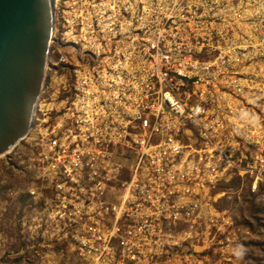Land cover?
Returning <instances> with one entry per match:
<instances>
[{
    "label": "built area",
    "instance_id": "1",
    "mask_svg": "<svg viewBox=\"0 0 264 264\" xmlns=\"http://www.w3.org/2000/svg\"><path fill=\"white\" fill-rule=\"evenodd\" d=\"M236 2L160 12L141 70L134 42L109 30L88 46L91 67H73L67 141L51 131V226L82 264H184V227L196 232L211 192L264 180V82L252 92L244 66L264 54L213 48L261 19L264 0Z\"/></svg>",
    "mask_w": 264,
    "mask_h": 264
},
{
    "label": "rangeland",
    "instance_id": "2",
    "mask_svg": "<svg viewBox=\"0 0 264 264\" xmlns=\"http://www.w3.org/2000/svg\"><path fill=\"white\" fill-rule=\"evenodd\" d=\"M192 1L203 0H54L52 41L32 129L0 157V264H82L73 242L51 226V204H58L51 182V131L66 140L73 67H91L88 46L103 49L97 35L109 30L134 42L137 67L143 69L140 59L162 26L160 12L172 8L178 13V6ZM260 18L242 29L249 39L213 44V48L264 54V9ZM72 40L77 46L71 45ZM244 66L251 71L248 81L255 89L251 91L260 90L264 55ZM260 94L264 96V90ZM108 155L109 162L119 160L114 153ZM211 196L214 200L201 203L196 232L184 227V264H264V180L252 193L248 179L232 178Z\"/></svg>",
    "mask_w": 264,
    "mask_h": 264
},
{
    "label": "water",
    "instance_id": "3",
    "mask_svg": "<svg viewBox=\"0 0 264 264\" xmlns=\"http://www.w3.org/2000/svg\"><path fill=\"white\" fill-rule=\"evenodd\" d=\"M53 30V0H0V157L31 130Z\"/></svg>",
    "mask_w": 264,
    "mask_h": 264
},
{
    "label": "bare ground",
    "instance_id": "4",
    "mask_svg": "<svg viewBox=\"0 0 264 264\" xmlns=\"http://www.w3.org/2000/svg\"><path fill=\"white\" fill-rule=\"evenodd\" d=\"M51 37H52V33H51ZM46 70H47V67L45 68V73H44V76H46ZM43 88V87H42ZM40 98V97H39ZM38 103H39V100H38ZM38 103H37V110H38ZM42 106V105H41ZM41 108V107H40ZM37 112V111H36ZM33 125V124H32ZM31 129H32V127H31ZM27 137V136H26ZM2 157V156H1Z\"/></svg>",
    "mask_w": 264,
    "mask_h": 264
}]
</instances>
